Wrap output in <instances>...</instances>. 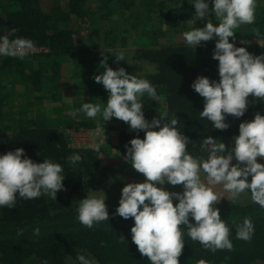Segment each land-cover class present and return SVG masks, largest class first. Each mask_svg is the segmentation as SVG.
I'll return each mask as SVG.
<instances>
[{"label": "trees", "instance_id": "trees-1", "mask_svg": "<svg viewBox=\"0 0 264 264\" xmlns=\"http://www.w3.org/2000/svg\"><path fill=\"white\" fill-rule=\"evenodd\" d=\"M194 12L191 0H0V35L15 27L14 36L30 38L36 47L47 49L23 59L0 57V153L22 147L37 162L44 158L59 162L65 175V188L57 191L56 200L45 195L34 199L17 197L11 209L0 207V264H78L77 251L98 264H150L132 242L130 228L134 220L113 216L116 206L107 207L108 221L92 228L76 219L81 194L101 176L100 157L107 156L112 148L124 156L125 145L133 136L143 138V130H130L126 122L115 117L104 122L99 114L88 118L83 113L75 117L71 113L86 102L101 106L106 103L108 91L93 77L104 70L99 66L103 59L100 52L115 48L117 52H127V62L107 60L108 66L124 67L138 78L149 80L156 89L155 100L146 94L141 98L146 119L164 112L169 116L176 114L177 127L195 141L188 147L198 148L207 135L232 141L242 120L252 119L256 112L264 114V101L255 98L252 102L249 96L243 116H228L229 127L224 130L199 117L203 98L190 85L197 75L219 79L218 61L212 58L215 39L192 48L184 39L174 41L173 32L166 34L170 28L183 34L193 26L202 27L205 19L190 23ZM208 18L217 22L211 13ZM72 20H76L80 30L83 26L87 29L85 36L72 25ZM234 31L235 40H229L236 46H244L254 55L264 53V47L250 41L264 38V0H257L254 22ZM79 60L84 65L76 71L73 67ZM72 92L80 100L65 106L63 102ZM23 97L29 99L23 101ZM101 122L107 130L117 131L116 143L108 145L112 148L103 146L92 151L69 145V130H90ZM73 153L81 156L76 165L67 161ZM215 206L230 229L232 250L205 249L191 240L184 229L179 264H264V209L252 201L232 202L225 198ZM245 217L254 225L249 241L235 237L236 225ZM36 226L40 228L39 236L32 233ZM18 229L23 232L18 233Z\"/></svg>", "mask_w": 264, "mask_h": 264}, {"label": "clouds", "instance_id": "clouds-1", "mask_svg": "<svg viewBox=\"0 0 264 264\" xmlns=\"http://www.w3.org/2000/svg\"><path fill=\"white\" fill-rule=\"evenodd\" d=\"M191 4L195 12L190 23L194 25L198 19L206 22L202 27L193 26L183 32L184 42L195 48L215 39L212 58L218 61L219 79L197 75L190 87L203 98L199 117L207 119L212 127L224 130L229 127L228 116H243L250 103L249 96L252 102L255 98L264 101V53L254 55L229 40V37L235 40L234 30L239 26L254 22L257 0H191ZM210 13L216 23L209 20ZM16 31L12 27L0 35V57L23 59L35 50L34 42L27 37L14 36ZM114 57L117 61H126L123 50ZM106 60L104 56L99 61L104 70L93 77L108 91L106 103L103 106L83 103L71 115L83 113L95 118L99 114L104 122L115 117L126 122L130 130L144 132L143 138L136 135L128 141L123 159L145 179L123 185L112 215L134 220L130 228L132 242L141 255L148 257L150 264H179L184 229L191 240L198 241L205 249L232 250L230 229L215 206L222 196H218L213 186L221 185L227 193L225 198L232 202L247 191L251 201L264 209V163L257 160L258 156L264 157V114L256 112L252 119L242 120L230 147L226 148L222 139L207 135L197 149L207 155H193L188 145H195V141L177 127L176 114L169 116L164 112L145 118L141 98L146 94L156 99L153 84L127 72L124 67H109ZM96 134L105 139L104 124L97 125ZM86 146L92 151L100 148L96 142ZM233 158L236 163H231ZM80 160L79 153L67 157L71 165ZM64 178L59 162L49 158L37 162L27 156L22 147L0 153V207L11 209L17 197L34 199L45 195L56 200L57 191L65 188ZM166 183L181 185L182 191H170L164 187ZM76 213V219L87 228L108 221L104 191L87 193L79 199ZM21 232L23 229H18V233ZM32 233L39 236V226L33 227ZM253 233L254 225L247 217L236 225L237 239L249 241ZM75 260L78 264H98L94 258L78 251Z\"/></svg>", "mask_w": 264, "mask_h": 264}, {"label": "rangeland", "instance_id": "rangeland-1", "mask_svg": "<svg viewBox=\"0 0 264 264\" xmlns=\"http://www.w3.org/2000/svg\"><path fill=\"white\" fill-rule=\"evenodd\" d=\"M71 23L77 30H80L79 29L80 25L76 22V20H72ZM166 26H167L166 23H163V27H162L163 30H166ZM80 32H81L82 36H85L87 33V29L83 26L81 28ZM172 32H173V34H172L173 36L172 35L171 36L173 37L174 41L183 40V34L178 33V32L174 33L175 31H173L171 28L169 30H166V34L170 35V33H172ZM171 36L169 38H171ZM173 39H171V41ZM208 41H210V40H208ZM107 49L108 48H106V49H104V51L102 50L100 52V53H102L101 57L104 58V56H106L107 60H109V61H111V60L117 61V60H115V57H114V55L117 53V50L115 48H110V50H108V52H105ZM125 53L127 54V52H125ZM126 54H125V56H126ZM79 61H80V63L79 64L76 63L73 67V69L76 71H79L78 69H81V67L84 65L83 64L84 62H82L83 60H79ZM8 99L10 100L11 96L8 95ZM27 99H29V98L28 97L22 98L23 101H26ZM16 100H20V98H17ZM78 100H80L79 96L76 94H73V92H72V95L70 94V98L65 99V101L63 103L65 104V106L70 107L73 104V102H78ZM15 102L16 101H13L12 103L15 104ZM8 106L11 107V103ZM103 124L104 123L101 122L100 125L103 126ZM104 130L106 131L107 129L104 128ZM111 131L112 130H108V134H110ZM115 132H116V130H115ZM112 134H114V137L116 136L115 133L112 132ZM111 141L112 140L109 139L108 141L101 143L100 147L104 146L107 149L112 148V147H108V145L109 146L111 144L114 145L116 143L115 142L116 140L114 139V141H113L114 143ZM224 142L226 144V148L231 146L232 141L227 140ZM188 148L193 153V155H205V156L207 155V153L198 152L197 146L191 145ZM114 150H115V148H112L107 156L100 157L99 171H100L101 176L99 178H96V184H94L95 179L91 182L90 186L88 187L89 189L81 194V198L86 196L87 193L101 194L102 191H104L105 203H106L107 207L112 206V205L117 206L118 202H119V197H120V190L125 183L143 181L145 179L143 174L138 173L136 170H134L131 163L128 161H125L123 159V156H119L118 154L115 153ZM257 160L260 161L261 163H264V157L258 156ZM231 163H236L235 158H233ZM249 179H250V177H249ZM164 187L170 191H173V190L174 191H182L181 185L173 186V185L166 183L164 185ZM215 187H216V185L213 186V190L217 192L218 196H222L220 199L227 197V193L223 190V188H219V189L216 188L215 189ZM78 197H80V195H77V198ZM238 200H241V201L247 200L248 202L251 201L250 193L247 191L245 193H242ZM173 203H176V201L173 200Z\"/></svg>", "mask_w": 264, "mask_h": 264}, {"label": "built area", "instance_id": "built-area-1", "mask_svg": "<svg viewBox=\"0 0 264 264\" xmlns=\"http://www.w3.org/2000/svg\"><path fill=\"white\" fill-rule=\"evenodd\" d=\"M244 40H237V42H243ZM251 42L259 41V45L264 47V38H258V39H250ZM47 49L45 47H36L33 53L38 52H45ZM96 128L90 129V130H82V129H71L69 130V145L73 148H87V144L91 142L96 143H104L106 142V136L105 139H102V136L96 134Z\"/></svg>", "mask_w": 264, "mask_h": 264}, {"label": "crops", "instance_id": "crops-1", "mask_svg": "<svg viewBox=\"0 0 264 264\" xmlns=\"http://www.w3.org/2000/svg\"><path fill=\"white\" fill-rule=\"evenodd\" d=\"M112 132L115 133V135H116L115 137H114V134H112ZM105 134H106V135H105V136H106V141H108L109 139L112 140L111 142H113L114 139L117 141V131L115 132V130H112L111 133L108 134V130H106V131H105ZM116 141H115V142H116ZM113 143H114V142H113Z\"/></svg>", "mask_w": 264, "mask_h": 264}]
</instances>
